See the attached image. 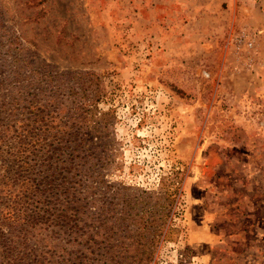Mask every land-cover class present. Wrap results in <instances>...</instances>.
Here are the masks:
<instances>
[{
  "label": "rangeland",
  "instance_id": "rangeland-1",
  "mask_svg": "<svg viewBox=\"0 0 264 264\" xmlns=\"http://www.w3.org/2000/svg\"><path fill=\"white\" fill-rule=\"evenodd\" d=\"M0 234V264H264V0H0Z\"/></svg>",
  "mask_w": 264,
  "mask_h": 264
},
{
  "label": "trees",
  "instance_id": "trees-1",
  "mask_svg": "<svg viewBox=\"0 0 264 264\" xmlns=\"http://www.w3.org/2000/svg\"><path fill=\"white\" fill-rule=\"evenodd\" d=\"M172 194H174V192L172 191V190H169V189H165V190H163V192H162V198H164V200H165V207H168V209H169V207L171 206V203L173 202V195ZM58 215V221L59 222H62V221H64L65 219H67V215L66 214H64V211H62V212H57V210L54 212V210H51V209H49V210H44V216H49V215ZM168 214H169V210H167V216H168ZM159 231H160V229H158ZM162 232V231H161ZM1 235V234H0ZM1 238V237H0Z\"/></svg>",
  "mask_w": 264,
  "mask_h": 264
}]
</instances>
